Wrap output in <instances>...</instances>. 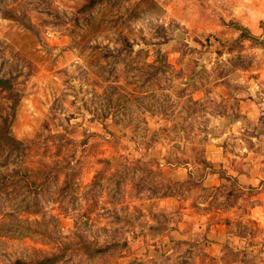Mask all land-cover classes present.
<instances>
[{
    "label": "rangeland",
    "instance_id": "374dc122",
    "mask_svg": "<svg viewBox=\"0 0 264 264\" xmlns=\"http://www.w3.org/2000/svg\"><path fill=\"white\" fill-rule=\"evenodd\" d=\"M84 2L0 0V264H242L171 234L204 203L239 211L198 170L216 141H251L264 0Z\"/></svg>",
    "mask_w": 264,
    "mask_h": 264
},
{
    "label": "crops",
    "instance_id": "0c3cea01",
    "mask_svg": "<svg viewBox=\"0 0 264 264\" xmlns=\"http://www.w3.org/2000/svg\"><path fill=\"white\" fill-rule=\"evenodd\" d=\"M262 98L264 96H252L250 101L240 100V105L248 104L244 110L241 106V112L246 113L252 120L249 125L240 129L252 130L251 141L247 143L241 137H238V143L232 144L229 140L216 141L214 143L216 147L207 146L208 161H204L198 170L200 180L207 187L205 190L224 186L226 182L234 183L239 191L236 205L232 206L233 209L239 210L237 217L229 216L227 214L229 212H225L220 207L216 208L211 202L204 203L207 207L203 213L188 210L198 218L189 219V215L186 214L187 217L181 219V225L172 230L176 233L171 235L177 245L188 241L192 243L199 241L201 244L204 238L205 242L202 245L206 242L209 244L205 249L221 259L225 253L233 251L238 255L239 263L264 264V101ZM235 122H242V117L234 118V124L230 123L231 126L225 130V133L231 131V128H236ZM211 148L214 149V154ZM167 173L172 179L182 181L194 178L191 166L169 167Z\"/></svg>",
    "mask_w": 264,
    "mask_h": 264
},
{
    "label": "trees",
    "instance_id": "16d2710c",
    "mask_svg": "<svg viewBox=\"0 0 264 264\" xmlns=\"http://www.w3.org/2000/svg\"><path fill=\"white\" fill-rule=\"evenodd\" d=\"M100 1H102V0H85L84 7H93ZM242 27L245 28L247 31H249L246 26H240L241 29H242ZM241 31H243V29ZM248 33L250 36H256L254 33L250 32V31ZM8 82H9V79L0 77V85L5 84V83L8 84ZM53 257H55V256H53ZM53 257L52 256H44L42 258H36L32 261H28V260H25L22 258H16L13 261L8 262L7 264H50L53 262Z\"/></svg>",
    "mask_w": 264,
    "mask_h": 264
}]
</instances>
